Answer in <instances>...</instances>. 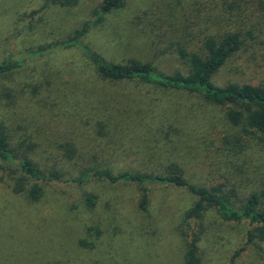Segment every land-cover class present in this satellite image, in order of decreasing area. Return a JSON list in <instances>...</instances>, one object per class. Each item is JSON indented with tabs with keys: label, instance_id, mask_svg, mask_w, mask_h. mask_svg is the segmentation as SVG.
I'll use <instances>...</instances> for the list:
<instances>
[{
	"label": "rangeland",
	"instance_id": "rangeland-1",
	"mask_svg": "<svg viewBox=\"0 0 264 264\" xmlns=\"http://www.w3.org/2000/svg\"><path fill=\"white\" fill-rule=\"evenodd\" d=\"M102 1L50 5L31 16L44 0H0V63L25 62L0 74V121L15 143L43 168L65 172L64 179L94 166L152 172L176 161L189 180L235 189L238 201L263 190L264 134L230 123L226 107L199 93L105 80L76 48L29 57L33 48L93 19ZM226 1L127 0L92 25L84 41L109 62L137 57L172 73L189 70L178 46L201 52L208 36L238 31L243 46L214 81L260 84L264 11L258 0H245L237 10ZM45 188L34 201L27 191H13L0 171V264H184L182 219L196 200L188 190L150 184L147 214L133 183L92 179ZM85 193L98 196L94 207L85 204ZM203 221L205 264H264V243L248 241V220L224 222L211 209Z\"/></svg>",
	"mask_w": 264,
	"mask_h": 264
},
{
	"label": "trees",
	"instance_id": "trees-1",
	"mask_svg": "<svg viewBox=\"0 0 264 264\" xmlns=\"http://www.w3.org/2000/svg\"><path fill=\"white\" fill-rule=\"evenodd\" d=\"M78 1L44 0L42 6L34 10L31 16L50 5L68 8L75 6ZM243 1L245 0L231 2L227 0L226 5L237 10ZM126 3L127 0H103L94 10L93 19L86 20L63 39L33 48L29 57L76 48L91 61L98 75L105 80H139L165 90L202 94L209 103L226 107L227 119L233 125L242 126L246 133L264 134V82L260 84L229 82L219 85L214 81L215 74L242 48L243 39L240 32L226 30L219 35L208 36L203 42L201 52L191 51L183 45L178 46L176 49L179 58L189 66L187 72L176 70L172 73H163L159 71L155 62L137 57H129L122 63L109 62L85 43L84 37L92 25L102 22L107 14L123 8ZM258 4L264 11V0H258ZM23 59L4 60L0 63V74L15 71L14 69L25 63ZM73 148L71 147L72 151ZM24 150L26 149L15 143L7 126L0 121V171L8 175L13 191L17 193L27 191L28 196L34 201L42 199L47 193L45 186L54 182L67 181L77 185H83L92 179L112 184L129 182L136 184L140 189L139 208L150 214V184L170 185L188 190L196 200L184 212L182 219L181 232L187 241L184 264H205L201 247L205 232L203 219L211 209H216L224 222L248 220L252 226L248 230V241L264 243V189L252 192L244 201H238L235 189L225 190L221 185L208 187L189 180L184 168L176 161L169 162L162 169L152 172L115 171L110 166H94L86 168L78 178L64 179L65 172L56 167L43 168ZM83 198L89 207H94L98 201V196L93 193H85Z\"/></svg>",
	"mask_w": 264,
	"mask_h": 264
}]
</instances>
